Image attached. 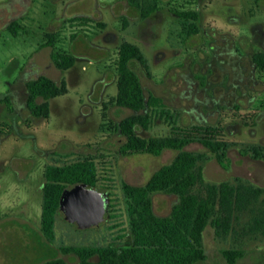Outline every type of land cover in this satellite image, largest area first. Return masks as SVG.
Masks as SVG:
<instances>
[{
    "label": "rangeland",
    "instance_id": "obj_1",
    "mask_svg": "<svg viewBox=\"0 0 264 264\" xmlns=\"http://www.w3.org/2000/svg\"><path fill=\"white\" fill-rule=\"evenodd\" d=\"M150 2L156 8L142 17L127 0H0V264H36L52 257L75 263L77 256L60 246L126 243L122 182L144 183L176 154L170 148L158 155L119 150L125 137L117 123L131 113L113 100L122 39L137 43L148 59L149 73L137 60L129 62L144 95H159L164 104L163 111L148 109V127L138 132L195 136L183 147L201 155L197 164L203 177L194 191L223 180L264 187V68L252 58L264 53V0ZM177 11H194L196 18ZM80 15L92 20L68 22ZM12 19L22 24L16 35L6 29ZM47 32L55 34V48L74 55L71 67H57L53 48L39 45ZM39 74L63 79L67 87L49 99L47 118L32 116L25 102V82ZM203 136L224 143L219 152L225 166L199 141ZM84 157H94L96 185L109 194V216L81 228L59 210L48 241L40 230L44 167ZM150 197L157 214L168 213L177 200L161 191ZM202 246L205 257L193 264H227L222 250L230 247L242 250L238 264H264V234L219 237L207 224Z\"/></svg>",
    "mask_w": 264,
    "mask_h": 264
},
{
    "label": "trees",
    "instance_id": "obj_2",
    "mask_svg": "<svg viewBox=\"0 0 264 264\" xmlns=\"http://www.w3.org/2000/svg\"><path fill=\"white\" fill-rule=\"evenodd\" d=\"M127 1L138 8L142 17H147L157 5L150 0ZM176 13L184 18H196L194 11ZM90 20L92 18L85 15L68 18L71 24H83ZM96 24L104 26L100 21H96ZM6 29L16 35L22 29V24L12 19ZM190 30H195L193 24H190ZM55 41V34L47 32L45 40L39 45L53 48L51 58L57 67H71L75 62L74 55L55 48ZM252 58L259 67L264 68V53L255 52ZM131 60H137L149 73L148 59L141 47L122 39L117 47L116 92L113 100L117 106L131 110V113L121 117L117 123L119 133L125 137L119 147L120 152L129 154L143 151L158 155L166 148L177 152L171 161L157 167L144 183L122 182L130 235L126 243L60 246L61 252L74 253L78 260L70 263L61 257H52L36 264H193L205 257L202 234L207 224L213 227L215 235L219 237L232 234L235 239H240L264 234V187L244 181L232 183L223 180L207 183L201 191H194L203 177L202 166L197 164L201 155L183 147L195 136L184 131L147 137L138 132L139 127H148V109L159 107L161 110L164 104L159 95H144L140 77L129 65ZM25 87L26 106L30 114L37 118H47L49 99L67 91L65 80L57 82L45 74L28 79ZM198 139L225 166L224 154L219 152L224 143L211 136ZM43 176L40 230L51 241L61 191L68 184L76 182L96 185L97 167L94 157H84L63 164H47ZM155 191L177 196L168 213L154 212L150 193ZM243 214L247 215L244 220L241 219ZM222 254L227 264H238L242 250L230 247L223 249Z\"/></svg>",
    "mask_w": 264,
    "mask_h": 264
},
{
    "label": "water",
    "instance_id": "obj_3",
    "mask_svg": "<svg viewBox=\"0 0 264 264\" xmlns=\"http://www.w3.org/2000/svg\"><path fill=\"white\" fill-rule=\"evenodd\" d=\"M109 194L86 182L68 184L59 196L58 209L76 227L96 225L109 216Z\"/></svg>",
    "mask_w": 264,
    "mask_h": 264
}]
</instances>
